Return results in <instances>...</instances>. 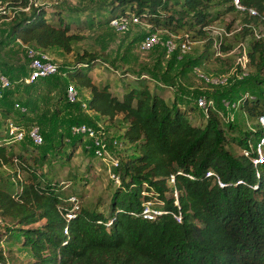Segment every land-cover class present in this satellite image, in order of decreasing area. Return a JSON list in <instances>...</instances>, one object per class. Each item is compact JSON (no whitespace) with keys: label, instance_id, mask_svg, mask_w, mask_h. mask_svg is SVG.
<instances>
[{"label":"trees","instance_id":"16d2710c","mask_svg":"<svg viewBox=\"0 0 264 264\" xmlns=\"http://www.w3.org/2000/svg\"><path fill=\"white\" fill-rule=\"evenodd\" d=\"M7 1L20 8L27 3V0ZM238 2L245 9H253L255 14L236 11L231 0H109L103 10L86 8L84 22L88 27H102L113 17L133 13L149 26L148 32L139 38V49L143 37L157 29L164 31L163 37L168 38L185 28L189 35L184 32L181 37L187 40L203 36L221 15L234 12L239 17L240 28L233 37L248 36L249 41L240 55L245 52L252 75H244L245 79L235 83L242 92L249 90L248 95L237 91L234 99L228 101L237 103L235 108L255 120L257 115H264V36L260 32L264 28V0ZM58 6L30 5L26 11L17 10L10 17L9 38L26 46L25 53L27 48L71 52L72 44L82 38L78 33L69 32L79 21L72 12L78 11L72 9L63 15ZM229 26L230 23L225 24L226 32ZM241 46L242 42L238 47ZM225 48L220 42L219 49ZM177 51L171 53L175 55ZM103 64L95 53L81 51L75 53L72 63L58 68L74 86L85 89L88 98L84 104L65 101L66 109L54 106L48 119L40 115L39 124L47 128L43 133L24 112L27 107L36 106L38 95L31 96L32 88L40 87L54 75L26 84L21 79L27 75L28 66L12 79L0 73L10 81V86L0 94V168L8 169L0 174V217L17 225L7 229V238L19 240L20 247L32 254L33 259L26 264H264V162L254 167L250 161L255 155L251 146L262 138L264 126L255 122L251 131L226 138L219 116L209 106L205 108L204 121L194 124L192 117L185 116L178 108L177 101L183 103L186 98L175 96L168 103L162 94L148 88L150 77L144 73L132 76L130 86L116 97L110 93L107 83L95 84L89 76L96 65L109 68ZM0 69L6 71L9 67L0 61ZM115 69L110 68L114 72ZM13 84L28 85L26 93L17 96L22 105L10 103L16 92ZM15 104L24 110L20 111ZM72 106L75 107L73 117ZM13 109L18 113L14 121L26 129L33 124L39 128L43 144L31 163L2 141ZM62 110L71 118L67 122L73 121L76 125L84 123L98 129L88 123L87 111L109 122L124 124L120 126L122 133L117 140L120 145H132V152L118 155L106 143L117 159L112 170L119 176V184L109 198L107 215L80 208L78 203V211L67 219L65 214L71 207L67 198L75 195L65 194L60 185L35 170V165H42L47 159L46 144L54 140H57L54 148L62 144L63 122L56 121ZM25 119L29 123L24 124ZM71 126L67 135L73 137ZM226 127L238 131L230 122ZM81 137L76 135L70 145L81 143ZM25 140L30 143L27 138L17 143L25 147ZM87 142L91 155L96 158ZM230 142L238 146V154L233 153ZM243 150L248 154L243 155ZM261 152L264 155V136ZM207 171L212 174L206 175ZM20 173L25 175L20 177ZM170 176H173L171 183ZM173 191L177 206L173 203ZM145 202H157L152 208L165 212L153 215L152 219L144 218L141 210ZM178 209L181 215L176 222L171 214ZM13 261L9 253L3 255L0 249V264H15Z\"/></svg>","mask_w":264,"mask_h":264},{"label":"rangeland","instance_id":"374dc122","mask_svg":"<svg viewBox=\"0 0 264 264\" xmlns=\"http://www.w3.org/2000/svg\"><path fill=\"white\" fill-rule=\"evenodd\" d=\"M108 1L44 0V5L47 7L58 4V7L63 10V15L72 9L78 11L72 12L73 15L77 16L79 21L71 26L69 32L78 33L82 38L72 44L71 52L63 53L57 48L45 50L46 54L56 63L59 69L63 65L72 63L75 60L76 52H92L101 61L103 60L109 68L96 65L89 73L91 80L95 84L107 83L110 93L116 97L120 96L127 85L130 86L133 80L132 76L146 74L150 77V79H147L148 88L150 90L155 89L156 92L162 94L168 103L171 100H175V96L177 98H186L183 103L179 100L177 101L179 103L178 108L184 112L185 116L192 117L191 122L194 124H199L201 120L204 121L205 112L201 110L195 101L199 96H203L204 101L206 103L210 101L209 107L219 116L220 127L226 138L238 137L243 132L254 129V118L247 117L237 108L233 110L230 103L231 100L228 101L229 98L234 99L237 91L244 93L245 96L248 95L249 90L242 92L239 85L235 83L252 75V68L248 65H246L245 69H242V67L239 69L237 65L241 49H243L242 47L245 48L249 39L248 36L244 39H240L239 36L233 37L240 28L239 17L234 12L231 11L221 15L218 20L213 22L211 29L205 30L203 36L187 39V44L189 45L187 51H177L173 55L165 51V48L163 49L164 46L160 43L146 51L140 52L137 43L141 35L148 32L146 31L148 27L143 24L131 25L125 31H116L108 23L102 27L95 25L91 27L86 26L84 17L87 16V9H97L98 7L102 9ZM100 13L102 14L103 12ZM97 18H94V20ZM10 20V17L0 18V61L9 67L6 71L0 69V73L12 79L22 68L24 70L27 68L29 58L27 52L25 53L26 46L9 38L8 29ZM144 22L142 21V23ZM228 23H230V26L227 28V35L221 34L218 40L226 48L220 50V56L214 55L211 47L213 38L217 37L214 31L218 30L220 33L222 29L226 31L225 24ZM163 32L159 29L156 30V34L160 39H166L163 37ZM184 32H186L185 28L177 30L171 38L176 42L183 40L181 36H184ZM260 32L263 33L264 28H261ZM186 33L189 35V32ZM240 42H242L241 48L238 47ZM113 65L117 69L113 68ZM110 68L117 71L114 72ZM14 70L16 71L14 72ZM123 71H127V74L122 76L121 72ZM242 72L247 76H242ZM262 77H264V72ZM67 85H72V88L75 90V101L84 104L88 98L86 90L74 86L60 70H57L54 76L44 80L40 87L35 86L32 88L31 96L38 95L36 106L27 107L24 113L26 116L32 117L30 118L31 122L37 124L42 133L47 128L45 125L39 124L40 115H43L44 119H48L54 106L60 109L65 107L66 109L65 101L67 99L65 91ZM166 85L170 86L165 87ZM27 86L18 84L13 87V89L16 88V92H14L15 94L13 93L10 99L12 106L14 103L23 104L17 96L24 95L26 88H28ZM249 86L246 85V87ZM56 100L58 101L57 104L55 103ZM72 108L75 107L72 106ZM14 109L9 114L8 118L10 120H15V117L18 115ZM70 113L72 117L75 115L73 109ZM66 114V111L62 110L61 114L56 118L57 122H63L61 130L64 137L61 139L62 144L60 148L53 147V145L57 144V140L52 141L50 145L46 144L45 146L44 144L47 148V159L42 165H35V170L41 173L42 176L48 177L51 182L60 185L65 194L73 193L79 202L80 208L101 211L104 215H107L109 198L117 184L108 178L107 168L104 163L91 155L90 145L83 136L80 140L81 143H75L74 146L70 145L76 135H73V137L72 135L68 136V128L76 124L73 121L67 122L71 118ZM85 115L89 124H94V127H98L104 133V139L107 144L111 145V140L119 139L122 133L120 126H124V124L109 122L108 120L99 118L90 111H87ZM119 117L118 115L117 119ZM22 122L26 124L29 123V120L25 119ZM229 122L238 131L228 129L226 123ZM2 141L5 146H8L7 144L11 145L14 153H20L23 159H27L28 163L32 162V157H36L40 153L39 149L43 144L42 141L41 145L33 147L25 140V147H23L19 144L20 142L6 143L5 140ZM230 144L233 153L238 154V146L233 142H230ZM132 147V145H120L117 140L115 147H110V149L118 152V155L122 154L126 156L132 152ZM13 162L16 163L15 161ZM2 171L6 173L8 169L1 167L0 174ZM24 175V173H20L19 176L23 177ZM73 188L75 191H73ZM156 204L157 202H148L147 206L153 209L152 206H156ZM36 225H39V223ZM16 226L14 222L0 217V249L3 255L9 253L13 257L15 264H26L33 259L32 254L23 247H20L19 240H9L7 238V229H12Z\"/></svg>","mask_w":264,"mask_h":264},{"label":"built area","instance_id":"2783aa9c","mask_svg":"<svg viewBox=\"0 0 264 264\" xmlns=\"http://www.w3.org/2000/svg\"><path fill=\"white\" fill-rule=\"evenodd\" d=\"M231 4L234 7L236 11H247L248 14L254 15L255 11L253 9H245L238 0H231ZM36 6V5H44V0H27V3L24 7H13L10 5L9 1L7 0H0V18H7L12 17L14 12L17 10L26 11L28 7ZM108 24L115 29L116 31H125L128 30L131 25L134 24H143L144 26L149 27L146 23H142L141 19L138 18L133 13H130L128 15H119L116 17L111 18L108 21ZM217 37L213 38L212 41V49L214 51V55L220 56L221 52L219 49V37L221 34L227 35V32L223 29L220 31L215 30ZM173 34H171L166 39H160V37L156 34V32H150L147 35L143 37V39L139 43V49L140 50H148L151 47H153L156 44H162L165 48V51L168 53H171L173 50L177 49L179 52H185L189 49V45L187 44V40H180L178 42L174 41L173 38H171ZM262 36H264V32L262 33ZM27 56L29 58L28 63V72L25 77L21 79L26 84L32 83L35 80L43 79L48 76L54 75L57 70L58 66L56 63L45 53L40 50H36L33 48H27ZM247 57L245 52H242L239 56L238 64L242 69L246 68L247 65ZM241 75H245L243 72ZM10 86V81L3 75H0V94L1 91L5 88H8ZM66 99L68 102H73L76 98L75 96V90L72 88V85H67L66 91ZM197 105L205 112L206 106H209L210 101L207 103L204 101V97L199 96L196 99ZM237 103H232V107H236ZM15 107H18L20 111H23L24 108L17 106L15 104ZM255 122L260 125L264 126V115H257L255 117ZM71 134L74 135H82L86 140H88L91 144V147H93V154L96 158L101 160L104 165L107 168V176L110 180H112L114 183L119 184V176L118 174L112 170L113 167L117 165V159L112 156V154L108 150V145L106 144V141L104 139V133L99 130L95 129L89 125H86L84 123L73 125L70 127ZM5 133L6 136L4 140L6 143H15V142H21L24 140V138H27L31 145L38 146L42 143V138L39 133V128L37 125H31L27 129L21 125L19 122L8 119L6 121L5 126ZM263 136L262 138H259L255 143L254 147L251 146L253 152L255 155L250 159L252 165L254 167L260 165L264 162V155L261 152L262 146H263ZM110 144L114 147L117 144V140L113 139L110 141ZM250 146V145H249ZM251 151V150H250ZM247 150H243V155H247ZM115 169V168H114ZM256 175H258L257 170L255 171ZM212 172L207 171L206 175H211ZM170 183L173 181V176L169 177ZM216 184L219 186L221 185L220 181L216 178L215 180ZM173 197H174V205L177 204V198H176V192L173 191ZM67 201L71 204V207L69 211L65 214V217L67 219L72 218L75 215V212L78 211L79 205L78 200L75 196H69L67 198ZM148 202L142 203V210L141 213L144 218L152 219L153 215L160 214L165 211H161L160 209H150L147 206ZM172 217L176 222L180 220L181 213L179 212V209L171 214ZM66 231V229H64Z\"/></svg>","mask_w":264,"mask_h":264}]
</instances>
